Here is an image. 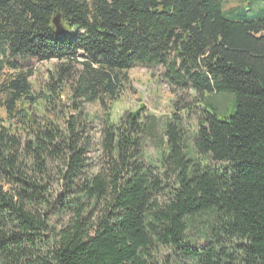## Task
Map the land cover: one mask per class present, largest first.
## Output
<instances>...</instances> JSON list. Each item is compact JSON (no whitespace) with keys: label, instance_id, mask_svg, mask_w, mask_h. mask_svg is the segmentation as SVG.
<instances>
[{"label":"trees","instance_id":"1","mask_svg":"<svg viewBox=\"0 0 264 264\" xmlns=\"http://www.w3.org/2000/svg\"><path fill=\"white\" fill-rule=\"evenodd\" d=\"M223 3L0 0V76L17 67L7 57L57 61L47 99L70 77L78 106L97 94L116 99L120 75L135 67H162L200 112L190 149L171 113L164 150L146 164L155 117L142 107L117 123L105 112L94 141L80 111L38 119L26 77L11 81L0 125V264H151L163 250L186 264H264V11L252 18L251 1L230 11Z\"/></svg>","mask_w":264,"mask_h":264},{"label":"rangeland","instance_id":"2","mask_svg":"<svg viewBox=\"0 0 264 264\" xmlns=\"http://www.w3.org/2000/svg\"><path fill=\"white\" fill-rule=\"evenodd\" d=\"M242 0H224L223 8L225 11L235 9L240 5ZM252 2L251 7L247 5L246 12L250 17L256 18L264 11V4L259 0H249ZM7 55H5L6 57ZM6 58H4L5 61ZM7 61L16 63V69L5 66L3 67L0 76V125L6 123L5 105L9 98L8 85L20 76H25L28 83L31 85V97L33 100L28 104L29 113L34 117L41 119H64L74 116L77 111L81 112L80 119L84 125L89 138L96 141L98 132L103 126L105 112L107 117L117 123L128 112H134L142 107L141 115L144 118L155 117L154 125L149 129V135L143 141V156L146 164H154L160 157L161 151L164 150L160 144L164 124L171 117V113L181 117V126L184 130V146L188 149L192 147V139L195 130L198 128L200 121V112L196 109V103L186 94L180 91L172 90L168 84L162 79L163 68H144L135 67L124 74L120 75V89L116 99H110L102 94H97L98 97L92 102H81L78 106H73V99L70 90L76 86L74 82L71 84L70 77L66 78L65 85L56 83L55 95L48 100V92L54 84L57 76L58 62L51 60L38 62L35 59H10ZM77 70H81L77 66ZM191 95V93H189ZM179 103V108L184 109L174 111L175 103ZM225 103L222 101V105ZM27 108V106L25 107ZM185 108H190L187 112ZM17 104L15 111H17ZM106 109H108L106 111ZM19 120V115L16 114ZM94 151L97 150L95 146ZM89 157L94 158V152L89 154ZM202 229L201 225L192 228L187 232V237L195 240V234ZM197 239V238H196ZM151 264H186L184 261L178 260L168 250H163Z\"/></svg>","mask_w":264,"mask_h":264}]
</instances>
